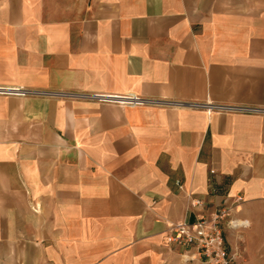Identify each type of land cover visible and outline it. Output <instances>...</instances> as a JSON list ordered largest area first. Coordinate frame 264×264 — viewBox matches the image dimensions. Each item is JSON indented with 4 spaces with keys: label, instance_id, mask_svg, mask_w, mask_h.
Listing matches in <instances>:
<instances>
[{
    "label": "crops",
    "instance_id": "obj_1",
    "mask_svg": "<svg viewBox=\"0 0 264 264\" xmlns=\"http://www.w3.org/2000/svg\"><path fill=\"white\" fill-rule=\"evenodd\" d=\"M0 90V264H184L168 226L233 197L264 263V115L208 112L264 110V0H0Z\"/></svg>",
    "mask_w": 264,
    "mask_h": 264
},
{
    "label": "built area",
    "instance_id": "obj_2",
    "mask_svg": "<svg viewBox=\"0 0 264 264\" xmlns=\"http://www.w3.org/2000/svg\"><path fill=\"white\" fill-rule=\"evenodd\" d=\"M26 91H5L0 94L25 95ZM98 103L114 104L120 107L144 106L151 101L136 95H109L104 93L92 96ZM238 112L263 114V109L245 107L211 106L208 112ZM213 174V171H211ZM242 199L233 197V202L226 199L216 207L209 216L197 217L193 222L184 221L168 226L165 232V241L168 245L179 250L183 263L198 261L200 264H236V258L227 246L225 232L246 225L245 221L233 216L237 205ZM202 202L194 200L192 206H201Z\"/></svg>",
    "mask_w": 264,
    "mask_h": 264
},
{
    "label": "rangeland",
    "instance_id": "obj_3",
    "mask_svg": "<svg viewBox=\"0 0 264 264\" xmlns=\"http://www.w3.org/2000/svg\"><path fill=\"white\" fill-rule=\"evenodd\" d=\"M236 264H242V263H236ZM251 264H260V263H251ZM261 264H264V263H261Z\"/></svg>",
    "mask_w": 264,
    "mask_h": 264
}]
</instances>
